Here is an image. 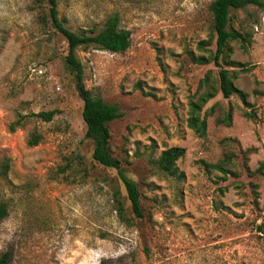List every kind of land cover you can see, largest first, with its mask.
I'll list each match as a JSON object with an SVG mask.
<instances>
[{
	"label": "rangeland",
	"instance_id": "374dc122",
	"mask_svg": "<svg viewBox=\"0 0 264 264\" xmlns=\"http://www.w3.org/2000/svg\"><path fill=\"white\" fill-rule=\"evenodd\" d=\"M210 1L57 0L73 31L98 28L116 13L129 32L122 52L89 46L76 56L84 86L119 109L109 150L138 188L137 218L115 170L91 158L82 102L63 63L65 41L39 16L45 0H0V162L8 160L0 253H8L7 264H264V5L232 12V27L251 37L245 49L231 42L232 64L221 62L248 105L217 90L200 112L214 105L199 136L187 125L188 101L206 71L216 82L217 67L191 57L205 55L197 42L207 36ZM205 48L213 50L214 40ZM229 107V125L219 123ZM51 109L49 121L30 115ZM33 132L39 140L29 145ZM170 146L184 148L174 162L182 176L156 167ZM224 153L233 173L222 178L205 164Z\"/></svg>",
	"mask_w": 264,
	"mask_h": 264
},
{
	"label": "trees",
	"instance_id": "16d2710c",
	"mask_svg": "<svg viewBox=\"0 0 264 264\" xmlns=\"http://www.w3.org/2000/svg\"><path fill=\"white\" fill-rule=\"evenodd\" d=\"M247 5H256L262 7L263 0H211L207 6L209 13V29L205 39L197 42V47L205 52L204 54L191 57L197 63L212 62L217 67L216 82L209 80V70L205 72L203 78L199 80V85L203 88L199 94L198 88L194 92L197 95L193 100L188 101L187 125L192 128L199 136H203L205 132V114H209L214 109L212 104L202 114L200 113L206 101L213 97L218 90L223 98H229L235 95L240 102L247 106V93L233 84L234 74H230L228 70L221 65V62L231 65L228 59L231 53V42L245 49L250 41L251 33L248 31H237L232 27L231 14L234 10L244 9ZM41 21L48 20L51 27L58 32L66 44V53L63 56V63L66 70L72 74L74 86L78 97L81 99L82 106L80 116L84 124V137L91 143V158L103 167L113 168L120 180L126 199L133 216L140 218L142 216L139 191L135 182L130 179L123 171L117 158H115L109 150V122L120 116L118 107L115 104L104 102L99 96H95L83 84V72L79 59L76 56V50L79 47L85 48L89 46L98 47L111 52H122L129 45V32L118 26V15L116 13L108 15L103 24L98 28L81 29L73 31L64 25L65 18L58 15L57 0H45V9L40 12ZM214 40V49L205 48L211 40ZM244 71L243 68L240 69ZM55 110L38 111L31 113L42 121H49L54 115ZM230 107L226 110L217 121L219 123H230ZM245 117H249V112L242 111ZM13 129V124L9 126ZM39 140V135L31 133L28 144L33 145ZM184 148L179 146H170L160 151L155 160L156 167L168 175L176 174L174 166L175 160L183 156ZM66 159V158H65ZM230 162L227 153L223 157L212 164H205V167L213 168L221 173L224 178L227 173H233L228 167ZM65 165H69L68 162ZM8 169V160L3 159L0 162V179L6 178ZM116 203L115 209L117 214L124 215L123 203L114 194ZM8 209L5 201H0V221L7 215ZM264 249V240H263ZM8 253H0V264H7Z\"/></svg>",
	"mask_w": 264,
	"mask_h": 264
}]
</instances>
